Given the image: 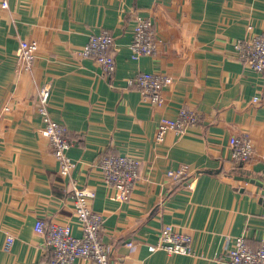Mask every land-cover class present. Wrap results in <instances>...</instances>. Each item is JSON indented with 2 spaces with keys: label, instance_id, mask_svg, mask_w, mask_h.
Returning <instances> with one entry per match:
<instances>
[{
  "label": "crops",
  "instance_id": "1",
  "mask_svg": "<svg viewBox=\"0 0 264 264\" xmlns=\"http://www.w3.org/2000/svg\"><path fill=\"white\" fill-rule=\"evenodd\" d=\"M135 15L152 19L157 56L131 60ZM101 30L114 41L115 72L107 79L78 56ZM261 33L264 0H0V264H50L45 236L34 232L38 219L81 234L67 181L39 133L43 81L51 83L50 117L72 140V177L95 192L91 208L113 246L110 264H225L235 237L256 250L264 242L263 197L247 179L264 176V77L236 60L233 42ZM22 40L38 45L30 71L16 58ZM139 72L171 78L160 107L127 85ZM181 107L196 111L199 124L157 142L159 119ZM243 134L254 157L236 164L228 142ZM107 154L138 161L126 201L101 179L98 163ZM180 166L185 178L166 177ZM166 224L190 237L191 255L148 251Z\"/></svg>",
  "mask_w": 264,
  "mask_h": 264
},
{
  "label": "built area",
  "instance_id": "2",
  "mask_svg": "<svg viewBox=\"0 0 264 264\" xmlns=\"http://www.w3.org/2000/svg\"><path fill=\"white\" fill-rule=\"evenodd\" d=\"M6 8V1L1 2ZM250 27H248L249 29ZM113 37L106 30L91 34L85 45L78 51V56L92 59L105 78L115 72V58L112 52ZM131 60L140 57L158 55L156 30L150 18L135 15L133 17L132 37L129 43ZM236 60L252 71L264 77V33L236 39L233 42ZM38 50L35 41L19 42L16 58L24 71H30ZM171 78L160 73L139 72L127 80V85L138 91L143 102L160 107L163 103L161 91L171 83ZM51 83L43 81L37 87L36 112L42 120L40 135L46 139L51 155L57 163V173L67 181L70 190V201L81 234L75 237L68 224L46 222L38 219L34 223V232L45 236L46 245L50 249V264H74L78 259L91 264H110L113 246L102 239V215L91 208L95 192L91 187L82 186L72 177L76 163L68 156L67 151L72 143L65 126L51 119L49 114V98ZM256 101V100H255ZM6 110V108L4 109ZM199 114L181 107L175 117H161L156 127L155 139L161 142L166 132L183 135L189 127L199 124ZM230 161L236 164L249 163L254 157V149L250 138L243 134L229 138ZM101 179L112 191L118 201L128 200L136 185L139 175L138 161L121 155H103L98 163ZM187 175V167L180 166L168 170L166 177L178 181ZM156 244L148 245V251H163L166 255H191V239L187 234L176 231L171 225H163ZM12 237L6 238L5 249H9ZM132 246V243H127ZM225 264H264V242L252 250L245 246L242 237L232 239L226 253Z\"/></svg>",
  "mask_w": 264,
  "mask_h": 264
},
{
  "label": "water",
  "instance_id": "3",
  "mask_svg": "<svg viewBox=\"0 0 264 264\" xmlns=\"http://www.w3.org/2000/svg\"><path fill=\"white\" fill-rule=\"evenodd\" d=\"M250 181V183L255 184L256 186L261 188V196L263 197L262 203L264 205V176L262 180L259 179H247Z\"/></svg>",
  "mask_w": 264,
  "mask_h": 264
}]
</instances>
